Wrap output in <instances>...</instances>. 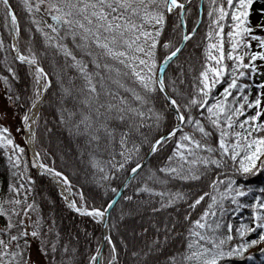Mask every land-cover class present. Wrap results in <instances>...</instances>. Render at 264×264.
<instances>
[{
  "label": "snow or ice",
  "instance_id": "6c2138e0",
  "mask_svg": "<svg viewBox=\"0 0 264 264\" xmlns=\"http://www.w3.org/2000/svg\"><path fill=\"white\" fill-rule=\"evenodd\" d=\"M206 2L205 21L195 0H19L31 34L25 54L17 12L0 0L13 59L32 76L26 104L8 97L27 108L17 132L35 145V110L53 108L55 125L46 131L67 134L74 174L84 177L74 184L39 150L29 165L27 148L0 125L9 177L0 198V264L253 260L250 250L264 245V187L240 178L264 174V82L249 91V80L264 81V63H257L264 62V0ZM7 70L16 80V70ZM32 169L94 225L83 230L84 243L96 244L87 257L78 232L63 231ZM101 191L107 199L98 200ZM244 209L249 215L236 223ZM137 217H147V226L128 228ZM122 228L132 239L117 243ZM171 244L179 247L161 261Z\"/></svg>",
  "mask_w": 264,
  "mask_h": 264
},
{
  "label": "trees",
  "instance_id": "16d2710c",
  "mask_svg": "<svg viewBox=\"0 0 264 264\" xmlns=\"http://www.w3.org/2000/svg\"><path fill=\"white\" fill-rule=\"evenodd\" d=\"M18 2L19 0H11L14 9L17 12L21 27V35L19 38L18 47L21 49V51L27 54V47H28L27 42L31 34L27 30L29 25L27 24L26 13H24L21 10V8L16 7ZM195 3L197 5H203V13L201 18L206 21L207 20L206 0H195ZM2 17H3V10L0 9V39L4 41L5 49H6V50H0V78H2L3 85L5 88V97L11 103V101L8 99L10 94L12 96L20 95L22 98L21 103L26 104L27 96L30 95L32 91V76L28 72L27 65H19L18 61L13 59L14 54L11 48L8 47L9 45L12 44L11 43L12 36H10L9 33L4 29ZM32 31H34V29H32ZM35 40H36L35 47L37 48L41 47V38L39 37L38 34L36 35ZM5 57H7V61L5 60ZM184 59L185 57H181V61H183ZM41 63L46 70L51 72V66L47 59H42ZM8 67L14 68L16 70V74H17L16 80H12L9 71L7 70ZM5 79H7V83L5 82ZM53 82L55 84L54 77H53ZM9 88H11V93H9L8 91ZM220 90H222V88ZM52 91L54 93L55 89H53ZM13 106H15V108L18 110L20 115H23L24 112L27 111L26 107L18 108L16 105ZM38 113L40 115V120H39L40 126L38 129H36V126L34 125V129H36L37 131V143L34 145V149L39 150L41 154L45 157L44 160L45 163L49 164L50 166L54 164L57 169L66 172V174L69 176V178L73 181L74 184H82L84 182L83 175L74 174L73 164H71L68 159V158L71 159V153L68 150L70 145L67 139V134L62 133L60 131H57L53 134H49L46 131V126L53 127L55 125V110L50 106H48L47 104H45L43 108L39 107ZM57 133H59L60 136H57ZM57 138H58V144L56 141ZM24 159L29 163V165L31 164L32 159L30 158V155L28 153L24 157ZM151 162L153 164L158 163V161L155 158H151ZM31 171L34 178L37 181L38 188L43 190L44 195L48 198L49 201H55L54 211L58 219L60 217L63 218L60 221L62 224L63 231L78 232V234L80 235L81 250L84 252L85 257H87L88 251L94 250L96 244L95 241L91 242L90 244L84 243L83 230L87 229L89 233H92L94 230V225L91 222H84L83 218L79 217L76 213L71 212L65 206V203L60 197L57 186L51 184L46 177L37 175L35 169H32ZM8 179L9 177L5 173L4 160L2 157H0V198L4 196V191L2 189L6 187V182L8 181ZM240 182L245 184L247 187H252L254 189L264 187V174H258L252 177L240 178ZM91 187L94 188V186ZM87 190L88 189L86 188V191ZM99 199H107V197L103 195L102 191L100 192V195L98 197V200ZM248 215H249V210L244 209L240 214V216L237 217L236 223L240 222L241 217H247ZM147 222H148L147 217L143 219L137 217L135 220L128 221V228L136 227L138 229L141 223L147 226ZM100 233H101V229L98 227L95 228L96 237H99ZM121 233H123V235L114 234L116 235L117 243H119L121 239H128V240L132 239V237L125 231V229L122 228ZM127 234L129 236H127ZM253 238H256L255 235L249 237V239H253ZM178 247L179 244H171L168 248L165 249L164 255L160 256L159 259L163 261L165 256H167L171 252H174ZM259 247H264V245H260ZM259 247L251 249L250 252L248 253L253 255V260L251 262L247 260H243V261L238 260L235 262V264H264V256L260 255ZM107 255H108L107 249H105L104 256L106 257Z\"/></svg>",
  "mask_w": 264,
  "mask_h": 264
},
{
  "label": "rangeland",
  "instance_id": "374dc122",
  "mask_svg": "<svg viewBox=\"0 0 264 264\" xmlns=\"http://www.w3.org/2000/svg\"><path fill=\"white\" fill-rule=\"evenodd\" d=\"M45 19H47V17H45ZM48 22L50 23L51 21L49 20ZM253 50L254 51L258 50L255 47V44H253ZM257 63H264V62L258 61ZM259 82H264V81H261L259 78H257V80L255 82L250 80V84H252L253 86L250 88L249 91L254 92V93L258 92V89H255V87H254V83H259ZM4 112L7 113V119L0 118V125L8 127L10 129L11 134H12L13 138L15 139L16 143L20 144L22 147H26L25 143H24V134L17 132V128L21 126V116L22 115L19 114V112L15 108V106H13L5 97V88L3 85L2 78H0V113H4ZM57 136H60L59 133H57ZM56 141L58 144V138ZM27 153H28V151H27ZM30 158H31V156H30ZM68 159H69V162L72 164V159H70V158H68ZM35 171L37 172V170H35ZM58 192H60L59 187H58ZM127 236H129V235L127 234ZM139 243H140V241L138 240L137 244H139Z\"/></svg>",
  "mask_w": 264,
  "mask_h": 264
},
{
  "label": "water",
  "instance_id": "95a60500",
  "mask_svg": "<svg viewBox=\"0 0 264 264\" xmlns=\"http://www.w3.org/2000/svg\"><path fill=\"white\" fill-rule=\"evenodd\" d=\"M13 42H14V40H13ZM13 54H14V57H15V56H16V53L13 52ZM37 113H38V112H37ZM26 147H27V151H28V153L30 154L31 158H33V152L35 151L34 146L32 145L31 148H28V146L26 145ZM101 231H102V230H101Z\"/></svg>",
  "mask_w": 264,
  "mask_h": 264
},
{
  "label": "bare ground",
  "instance_id": "6f19581e",
  "mask_svg": "<svg viewBox=\"0 0 264 264\" xmlns=\"http://www.w3.org/2000/svg\"><path fill=\"white\" fill-rule=\"evenodd\" d=\"M11 43L13 44V37L11 38ZM38 110H39V106L37 107V109L35 110V112H38ZM32 118L35 119L36 116L33 114V115H32ZM33 127H34V125H33ZM27 146H28V145H27ZM28 148H31V146H28Z\"/></svg>",
  "mask_w": 264,
  "mask_h": 264
}]
</instances>
